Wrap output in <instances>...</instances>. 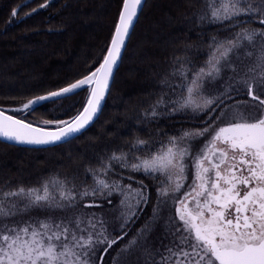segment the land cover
Returning <instances> with one entry per match:
<instances>
[{"label":"snow or ice","instance_id":"6c2138e0","mask_svg":"<svg viewBox=\"0 0 264 264\" xmlns=\"http://www.w3.org/2000/svg\"><path fill=\"white\" fill-rule=\"evenodd\" d=\"M50 6L44 0L25 15ZM142 6L143 0H116L110 38L80 78L18 107L0 106V138L55 145L86 129L110 91ZM22 7H12L9 23ZM192 19L216 26L207 59L197 64L187 54L192 45L174 56L139 118L186 117L182 127L172 135L157 129L166 139L133 136L98 155L83 179L55 176L30 187L5 181L0 264H107L109 255L111 264H264V0H203ZM85 89L68 119L23 115ZM75 103L61 105L64 114Z\"/></svg>","mask_w":264,"mask_h":264},{"label":"trees","instance_id":"16d2710c","mask_svg":"<svg viewBox=\"0 0 264 264\" xmlns=\"http://www.w3.org/2000/svg\"><path fill=\"white\" fill-rule=\"evenodd\" d=\"M42 3L44 0H0V106L18 107L33 94L74 82L110 38L116 0H50V7L25 15ZM18 4L26 7L19 9L15 23H9L11 9ZM202 4L203 0H146L96 122L74 139L50 148L26 149L0 142V186L9 181L12 187H30L55 176L83 179L85 167L96 166L98 155L109 154L133 136L166 139L157 137L156 130L172 135L182 127L179 121L186 117H161L151 123L139 118L161 91L159 81L174 56L185 54L186 46L192 45L187 54L197 64L207 59L209 38L216 26L201 27L192 19ZM85 97L86 90L80 91L23 115L33 121L69 118ZM13 100L17 103H11ZM72 101L74 107L64 114L61 105ZM136 179L144 177L137 175ZM107 264H111V255Z\"/></svg>","mask_w":264,"mask_h":264},{"label":"water","instance_id":"95a60500","mask_svg":"<svg viewBox=\"0 0 264 264\" xmlns=\"http://www.w3.org/2000/svg\"><path fill=\"white\" fill-rule=\"evenodd\" d=\"M145 2H146V0H143V6H144ZM143 6H142V8H143ZM141 11H142V9L140 10L139 15H140ZM138 18H139V16H138ZM137 20H138V19H137ZM137 20L135 21L134 27H135V25H136V23H137ZM134 27H133V29H134ZM133 29L131 30L130 36H131V34H132V32H133ZM129 39H130V38H129ZM129 39H128V41H129ZM128 41H127V44H128ZM127 44H126V46H127ZM125 48H126V47H125ZM124 51H125V49L123 50V53H124ZM123 53H122V56H123ZM120 63H121V60H120V62L118 63L116 69L114 70V76H115L116 71L118 70V68H119V66H120ZM113 79H114V77H113ZM112 83H113V80H112V82H111V85H112ZM111 85H110V88H111ZM85 90H86V89H85ZM78 92H80V91H78ZM108 94H109V92L106 94V99H107ZM86 95H87V90H86ZM85 98H86V97H85ZM106 99L102 102L101 110H100V112L98 113L97 117L94 118V121L91 122V123L86 127V129L82 130L81 133L76 134L75 137L81 135L83 132H85L87 129H89V128H90V127L96 122V120L98 119V117L100 116V114H101V112H102V110H103V107H104V105H105ZM45 104H46V103H45ZM65 119H68V118H65ZM72 139H74V138H69V139L67 140V142L70 141V140H72ZM0 142L5 143V144L10 145V146H15V147H20V148H26V149H45V148H50V147L58 146V145H61V144L65 143V142H57L55 145H29V144H17V143H15V142H13V141H5L3 138H0Z\"/></svg>","mask_w":264,"mask_h":264},{"label":"rangeland","instance_id":"374dc122","mask_svg":"<svg viewBox=\"0 0 264 264\" xmlns=\"http://www.w3.org/2000/svg\"><path fill=\"white\" fill-rule=\"evenodd\" d=\"M216 31H217V29L215 30V33H216ZM215 33H214V34H215ZM214 34H213V35H214ZM219 34H220L221 36L226 35V33H223V32H221V33H219ZM155 147H156V146H155ZM156 148H158V147H156ZM189 183H190V181H189Z\"/></svg>","mask_w":264,"mask_h":264},{"label":"flooded vegetation","instance_id":"af4514ba","mask_svg":"<svg viewBox=\"0 0 264 264\" xmlns=\"http://www.w3.org/2000/svg\"><path fill=\"white\" fill-rule=\"evenodd\" d=\"M38 1H40V0H38Z\"/></svg>","mask_w":264,"mask_h":264}]
</instances>
